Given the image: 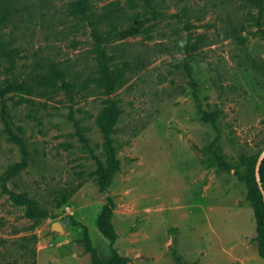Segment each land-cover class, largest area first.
<instances>
[{"label": "rangeland", "instance_id": "rangeland-1", "mask_svg": "<svg viewBox=\"0 0 264 264\" xmlns=\"http://www.w3.org/2000/svg\"><path fill=\"white\" fill-rule=\"evenodd\" d=\"M110 2L123 82L105 95L82 14ZM51 63L63 80L35 85ZM108 101L117 170L102 188ZM263 151L264 0H0V264H91L84 230L115 264H264Z\"/></svg>", "mask_w": 264, "mask_h": 264}, {"label": "trees", "instance_id": "trees-1", "mask_svg": "<svg viewBox=\"0 0 264 264\" xmlns=\"http://www.w3.org/2000/svg\"><path fill=\"white\" fill-rule=\"evenodd\" d=\"M114 5L115 2L106 4L102 7L101 12L91 11L87 8H84L82 14L84 22L90 31V36L92 38V50L95 54L97 75L92 78V81L104 89L105 95H109L110 93L115 91L123 82L122 80H120V78L114 75L109 65L110 57H108L106 53V43L110 38H108V33L103 30L110 24L113 12H115L112 9ZM125 30L135 31L136 27H127ZM124 32H122L121 35H123ZM64 77L65 73H63V71L58 68V64L51 63L46 72L38 73L34 76L33 82L35 85H38L40 87L52 88L56 86L59 81L63 80ZM118 112L119 111L115 107V104L112 101H108V105L104 106L101 109L96 119L98 126L101 127L104 133L105 149L109 153L113 162L112 165H110V167H107V169L102 173V188L109 183L110 176L117 170V159L115 158L114 150L110 143L109 134L111 132L113 124L115 123ZM252 185L253 189L251 194L255 198V211L257 215L258 228L263 239L262 243L259 245L258 252L259 255L264 258V155L261 158V162L258 168V180H254L253 177ZM3 188L4 191L9 194L11 199L14 200V202L18 204H26L30 210L34 209V207H32L31 201L22 198L20 195L12 191H9L6 188L5 180H3ZM109 211L110 206L104 205L102 207L101 212L97 218V227L102 235L108 239L110 244H112L115 240V233L106 223ZM82 239L84 242L85 250L90 255L91 264H115L119 259V257L115 253V250L113 249L111 251L113 255L109 260L105 261L99 259L96 255L94 247L89 241L88 235L85 230L83 231Z\"/></svg>", "mask_w": 264, "mask_h": 264}, {"label": "water", "instance_id": "water-1", "mask_svg": "<svg viewBox=\"0 0 264 264\" xmlns=\"http://www.w3.org/2000/svg\"><path fill=\"white\" fill-rule=\"evenodd\" d=\"M264 155V151L263 153L260 155L259 159L257 160V163H256V179L258 180V168H259V165H260V162H261V158L263 157ZM263 201H264V198H263ZM54 227L55 228H58L60 227V224L59 223H55L54 224Z\"/></svg>", "mask_w": 264, "mask_h": 264}, {"label": "built area", "instance_id": "built-area-1", "mask_svg": "<svg viewBox=\"0 0 264 264\" xmlns=\"http://www.w3.org/2000/svg\"><path fill=\"white\" fill-rule=\"evenodd\" d=\"M66 210H67V207H66Z\"/></svg>", "mask_w": 264, "mask_h": 264}]
</instances>
